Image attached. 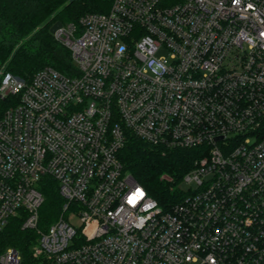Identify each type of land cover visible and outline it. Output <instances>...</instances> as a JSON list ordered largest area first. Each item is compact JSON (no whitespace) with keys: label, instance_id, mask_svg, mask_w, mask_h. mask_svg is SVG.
Listing matches in <instances>:
<instances>
[{"label":"built area","instance_id":"built-area-1","mask_svg":"<svg viewBox=\"0 0 264 264\" xmlns=\"http://www.w3.org/2000/svg\"><path fill=\"white\" fill-rule=\"evenodd\" d=\"M54 38L71 73L0 83V232L35 235L0 264H264V0H112ZM131 138L197 152L170 209L125 170Z\"/></svg>","mask_w":264,"mask_h":264},{"label":"trees","instance_id":"trees-1","mask_svg":"<svg viewBox=\"0 0 264 264\" xmlns=\"http://www.w3.org/2000/svg\"><path fill=\"white\" fill-rule=\"evenodd\" d=\"M112 0H0V68L3 76H16L30 81L46 66L71 73L69 50L50 33L53 25L77 22L89 13H106ZM16 104V98L0 96V119ZM119 157L127 172L141 184L159 205L168 210L179 199L181 181L198 159L196 151L168 150L131 138ZM45 203L40 222L48 226L60 216L62 199L54 182L42 186ZM20 222H12L0 232V251L14 247L23 250V243L34 234L20 230ZM24 252H28L27 248Z\"/></svg>","mask_w":264,"mask_h":264},{"label":"water","instance_id":"water-1","mask_svg":"<svg viewBox=\"0 0 264 264\" xmlns=\"http://www.w3.org/2000/svg\"><path fill=\"white\" fill-rule=\"evenodd\" d=\"M62 26L60 21L56 22L53 27L50 29V33L54 35V33Z\"/></svg>","mask_w":264,"mask_h":264},{"label":"rangeland","instance_id":"rangeland-1","mask_svg":"<svg viewBox=\"0 0 264 264\" xmlns=\"http://www.w3.org/2000/svg\"><path fill=\"white\" fill-rule=\"evenodd\" d=\"M3 76V72H2V70H1V68H0V77H2ZM6 77V76H5ZM184 188H186V189H188V186H186V185H184L183 186Z\"/></svg>","mask_w":264,"mask_h":264}]
</instances>
